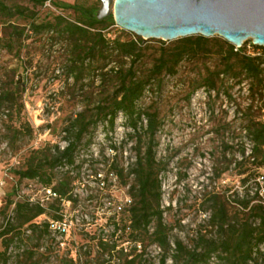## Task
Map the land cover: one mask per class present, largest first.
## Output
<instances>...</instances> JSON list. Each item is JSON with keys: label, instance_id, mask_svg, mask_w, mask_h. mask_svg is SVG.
I'll return each mask as SVG.
<instances>
[{"label": "trees", "instance_id": "trees-1", "mask_svg": "<svg viewBox=\"0 0 264 264\" xmlns=\"http://www.w3.org/2000/svg\"><path fill=\"white\" fill-rule=\"evenodd\" d=\"M28 1L34 5L33 8L20 4L18 0H0V23L4 27L0 44L12 53L17 41L31 37L27 32L56 33L66 39L69 47V58L64 63L68 76L73 77L75 84L82 85L86 77L91 84L98 79L101 90L94 100L92 93L88 95L92 106L87 103L64 119V148L54 144L46 150L35 149L24 167L14 170L18 182L0 208V240L4 247L0 251V264H10L11 247L17 241H23L28 231L30 236H49L53 246L70 249L71 253L79 251V248L86 249L87 246L82 243L76 244L74 235L82 231L78 227L71 228L66 246L62 247L53 235L50 220H62L68 211L80 213L86 210L82 203L85 200L95 202L93 213L96 215L103 206L99 201L101 194L108 189L99 186L98 174L101 172L105 174L106 181L111 173L117 175L119 183L128 187L131 198L128 205L114 210L107 217L106 224L112 223L114 227L109 236L105 237L104 232L100 234L97 231L89 236L97 240L103 251L112 256L117 253L119 264H143L146 237L162 251L156 264H168L169 258L172 259L171 264H210L214 256L223 264H264V183L262 186L258 180L263 176L264 181V172L261 171L264 168V114L261 117L255 113L256 109L264 111V53L246 52L243 47L237 48L219 37L193 35L174 40L173 47L161 48L151 67L143 71L141 43L144 39H124L120 35L111 38L106 30L116 24L112 15L98 19L95 7L54 1L57 7L74 10L78 19L73 21L56 15L37 22L36 8L49 0ZM20 18L26 21V25L21 26L15 20ZM249 41L260 48L252 40ZM214 47H218L216 52ZM213 54L219 55L223 62L213 70L207 68L208 73L203 77L201 86L209 92L218 90L219 93L222 76L235 79L237 83L247 80L249 84V101L243 108L241 119L251 147L247 149L243 146L242 160L237 163L239 174L244 175L245 195L238 198L241 208L235 214L229 213L224 202L215 200L208 222L216 229V238H206L200 233L193 248L179 238L173 241L172 246L171 227L164 218L160 179V173L167 169V164L157 158V136L164 122L158 110L143 108L140 102L149 89L155 85L160 87L164 74L176 75L186 59ZM24 90L17 81L0 87V119L6 116L3 121L8 144H16L24 135H32L33 132L28 122H21L19 126L15 123L21 116L19 98ZM120 115L132 128V137L136 138L135 160L130 166H123L116 157L118 148L113 145L115 155L105 157L106 170L93 167L91 175L95 184L87 186L89 190L83 199L77 191V182L82 181V169L89 159H83L81 152L92 144L93 132L101 122H107L114 129ZM226 149H232V146L226 145ZM251 181L255 185L253 188ZM29 184L32 189L27 192L24 188H28ZM44 188H51L56 196L49 197L44 191L39 196L37 192ZM67 201L71 202L70 207L66 205ZM41 216H46V219L39 220ZM86 232L91 233L90 230ZM33 254L31 250L18 254L14 264H32ZM110 261L103 260L99 264H109Z\"/></svg>", "mask_w": 264, "mask_h": 264}, {"label": "rangeland", "instance_id": "rangeland-1", "mask_svg": "<svg viewBox=\"0 0 264 264\" xmlns=\"http://www.w3.org/2000/svg\"><path fill=\"white\" fill-rule=\"evenodd\" d=\"M54 1L95 7L97 11L102 6L101 0H51L36 8L37 22L56 15H63L73 21L78 19V14L74 10L57 7ZM18 2L34 7L28 0ZM15 20L21 26L26 25L24 19ZM3 31L4 27L0 23V36L4 35ZM106 32L111 38L116 35L124 39L143 38L116 24L111 25ZM27 33L31 37L17 41L12 53L0 44V87L10 86L13 81H17L25 88L22 97L19 98L22 103L21 116L15 123L19 126L21 122H28L33 128L32 135H24L16 144H8L3 121L6 116L0 119V208L18 182L14 170L23 168L35 149L46 150L54 144L65 145V134L62 131L64 119L87 103L92 106L88 95L92 93L94 100L101 90L98 79L91 84L89 77H86L82 85L75 84L73 77L68 76L64 64L69 58L66 39L56 33ZM173 41L160 38L144 39L141 43L144 54L141 70L149 69L159 56L161 48L173 47ZM242 47L246 52L264 53V46L256 48L250 41L244 43ZM213 50L216 52L218 47H214ZM222 62L220 56L216 54L186 59L179 66L176 75L164 74L160 87L153 86L140 102L143 108L158 110L164 122L157 136L159 140L157 158L167 164V169L160 173V179L163 191L162 205L165 208L164 218L171 227L172 246L173 241L179 238L193 248L200 233L206 238H216L218 233L208 222L215 200L224 202L229 213L235 214L241 208L237 202L238 198L245 195L242 182L244 175L239 174L237 163L242 160L243 146L247 149L251 147V142L242 129L241 119L243 108L249 101L248 81L237 83L235 79L222 76L219 93L218 90L209 92L200 85L208 73L207 68L213 70ZM255 113L262 117L264 111L256 109ZM132 134V128L122 115L117 118L114 129H111L107 122H101L96 127L92 144L83 151L82 158L89 161H86L82 169V181L77 183V191L83 199L89 190L87 186L95 184L91 175L93 167L106 170L104 160L105 157H114L113 145L118 148L116 157L123 166H130L134 162L136 138H133ZM226 145L232 146V149H226ZM261 171L264 172V168ZM129 180L132 181V177ZM32 185L35 189V183ZM250 186L251 188L255 186L253 181L250 182ZM24 190L30 192L26 187ZM127 190L128 187L118 182L110 183L108 189L101 194L99 201L103 206L96 215L93 213L95 202L90 203L88 200L82 202L86 210L79 213V219L83 216L84 220L77 222L73 219V223L78 224L82 231L74 237L76 244L82 243L83 246H87L86 249L79 248V251L71 253L70 249L64 250L53 246L49 236L40 237L38 234L30 236L31 233L28 231L23 236V241H17L11 247L10 264L16 262L18 254L27 250L34 252L32 264H99L103 260H111L109 264H119L117 253L112 256L103 251L97 240L89 236L95 231L100 234L104 232L105 237L110 235L114 227L112 223L106 224V217L109 216L105 213L108 212V200L124 204L127 201ZM37 193L40 196L43 191L39 190ZM45 219L46 216L39 218ZM87 230L91 233H87ZM143 245H146L143 264L158 263L161 249L152 244L148 237L145 238ZM3 249L0 240V251ZM123 259L124 257L121 258L122 261ZM171 263L172 259L169 258L168 264ZM210 264L223 263L214 256Z\"/></svg>", "mask_w": 264, "mask_h": 264}, {"label": "water", "instance_id": "water-1", "mask_svg": "<svg viewBox=\"0 0 264 264\" xmlns=\"http://www.w3.org/2000/svg\"><path fill=\"white\" fill-rule=\"evenodd\" d=\"M98 19L144 39L220 36L236 47L264 46V0H101Z\"/></svg>", "mask_w": 264, "mask_h": 264}, {"label": "built area", "instance_id": "built-area-1", "mask_svg": "<svg viewBox=\"0 0 264 264\" xmlns=\"http://www.w3.org/2000/svg\"><path fill=\"white\" fill-rule=\"evenodd\" d=\"M65 145H63L62 147L64 148ZM83 151L81 152V155H80L81 157L84 156ZM92 177L94 179V176H92ZM258 180L261 183V185L263 186V183H264L263 176H260L258 178ZM98 181H99V186L101 188L108 187L110 185V183H114V184L116 182L119 183L118 177L114 173H111L110 176H109V180L106 181L105 180V174L103 172H101V173L98 174ZM31 189H32V185L29 184L27 190L30 191ZM42 191H44L47 195L49 194V197L56 196V194L52 191L51 188H49V189L44 188ZM126 199H127V201L124 204L116 203L115 201L113 202L112 200H108L109 201L108 202L109 206L107 207L108 212H105V213H108V215H111V214H113L114 210L121 209V208L125 207L126 205H128L130 203V201H131V198H130L128 192H127ZM66 205L68 207H70L71 206V202L67 201ZM98 212L99 211H97V213ZM79 218H80L79 217V211H68L67 214H65V217L62 220H50V228H51V230L53 232V235L55 236L57 242H59L62 247L66 246V242H67L66 240L69 238V234L71 232V228H73V227H78L79 228L80 227V226H78V224H74L73 223V219H75L77 222L79 220H82V221L84 220L83 216H82L81 219H79ZM106 222H107V217H106Z\"/></svg>", "mask_w": 264, "mask_h": 264}]
</instances>
